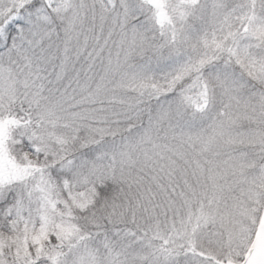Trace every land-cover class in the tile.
Masks as SVG:
<instances>
[{
    "label": "snow or ice",
    "instance_id": "snow-or-ice-1",
    "mask_svg": "<svg viewBox=\"0 0 264 264\" xmlns=\"http://www.w3.org/2000/svg\"><path fill=\"white\" fill-rule=\"evenodd\" d=\"M0 264H264V0H0Z\"/></svg>",
    "mask_w": 264,
    "mask_h": 264
}]
</instances>
